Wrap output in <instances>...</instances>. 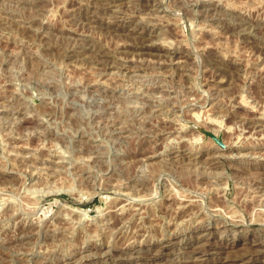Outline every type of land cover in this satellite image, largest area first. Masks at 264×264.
I'll return each instance as SVG.
<instances>
[{"label": "rangeland", "instance_id": "1", "mask_svg": "<svg viewBox=\"0 0 264 264\" xmlns=\"http://www.w3.org/2000/svg\"><path fill=\"white\" fill-rule=\"evenodd\" d=\"M257 239L264 0H0V264H264Z\"/></svg>", "mask_w": 264, "mask_h": 264}, {"label": "bare ground", "instance_id": "2", "mask_svg": "<svg viewBox=\"0 0 264 264\" xmlns=\"http://www.w3.org/2000/svg\"><path fill=\"white\" fill-rule=\"evenodd\" d=\"M138 2V1H137ZM212 6V5H211ZM202 7V6H201ZM118 19V18H117ZM132 19V18H131ZM225 21V20H224ZM79 32V31H78ZM75 39V38H74ZM93 44V43H92ZM96 63V62H95ZM111 63V62H110ZM127 71V70H126ZM130 73V72H129ZM136 73V72H135ZM237 146V145H236ZM242 146V145H241ZM240 145H239V147H241ZM238 147V146H237ZM246 147V146H245ZM243 148V147H242ZM153 154V153H152ZM196 156V155H195ZM150 158L151 157H153V156H149ZM207 165V164H206ZM168 201H171L172 202V200H169V198L167 199ZM115 202V201H114ZM113 203V202H112ZM111 203V204H112ZM118 206H121V203H118V202H115L112 206L110 205V209H109V215H110V217H111V219H113V226L115 227V228H118V227H120L122 224H124L125 222V220L126 219H129L130 217H131V214L132 213H127L126 211H125V216L124 217H121V216H119V214L117 213V207ZM135 208V207H134ZM165 208V209H164ZM163 209L164 210H162V213H163V215H164V213H167V212H169L170 211V207L167 205V207H164ZM191 208V207H190ZM195 208V207H194ZM121 209H123V208H121ZM184 209H186V208H181V210L179 211V213L181 214H183L184 216L187 214V213H189V214H191L192 212V208L191 209H186V210H184ZM144 210V209H143ZM142 211V210H141ZM140 211V212H141ZM123 212V211H122ZM197 212V211H196ZM193 213H195V212H193ZM188 215V214H187ZM193 215H197L196 213L195 214H193ZM148 216V215H147ZM160 216V215H159ZM201 216V215H200ZM107 218V217H106ZM193 218V217H192ZM210 218V217H209ZM125 219V220H124ZM130 221V220H129ZM234 222V221H233ZM143 223V222H142ZM178 224V223H177ZM233 224V223H232ZM143 225V224H142ZM199 227V226H198ZM121 228V227H120ZM201 228V227H200ZM168 234H169V232H168ZM27 234H25L24 236H26ZM212 235V234H211ZM125 236H127L126 238H128L130 235L129 234H125ZM132 236V235H131ZM135 236H138V234L137 233H135L134 234V237ZM141 238V237H140ZM140 241V240H139ZM97 243V242H96ZM254 243H255V245H264L263 244V242H260V241H258V239L257 240H254ZM131 245V244H130ZM82 254V253H81Z\"/></svg>", "mask_w": 264, "mask_h": 264}, {"label": "water", "instance_id": "3", "mask_svg": "<svg viewBox=\"0 0 264 264\" xmlns=\"http://www.w3.org/2000/svg\"><path fill=\"white\" fill-rule=\"evenodd\" d=\"M218 145L223 146L222 142L210 133H207Z\"/></svg>", "mask_w": 264, "mask_h": 264}]
</instances>
